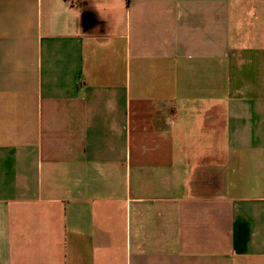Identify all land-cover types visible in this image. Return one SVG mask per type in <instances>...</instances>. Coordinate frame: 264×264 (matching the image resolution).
<instances>
[{
	"label": "crops",
	"instance_id": "0c3cea01",
	"mask_svg": "<svg viewBox=\"0 0 264 264\" xmlns=\"http://www.w3.org/2000/svg\"><path fill=\"white\" fill-rule=\"evenodd\" d=\"M0 264H264V0H0Z\"/></svg>",
	"mask_w": 264,
	"mask_h": 264
}]
</instances>
